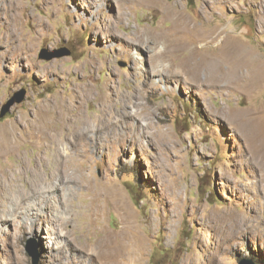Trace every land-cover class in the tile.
I'll return each instance as SVG.
<instances>
[{
  "label": "rangeland",
  "instance_id": "rangeland-1",
  "mask_svg": "<svg viewBox=\"0 0 264 264\" xmlns=\"http://www.w3.org/2000/svg\"><path fill=\"white\" fill-rule=\"evenodd\" d=\"M150 1L0 0V109L25 92L0 119V133L13 130L0 137V197L3 174H17L22 191L36 186L35 208L49 206L27 220V199L7 216L0 264H32L26 248L36 264H264V153L249 138L251 125L264 139V0ZM176 16L185 33L172 31ZM10 29L30 46L12 64ZM161 33L173 41L163 74L137 42ZM227 47L243 62L234 84L211 68L196 73L201 55ZM42 50L70 54L47 60ZM45 107L51 118L37 130L62 129L50 141L23 128ZM63 146L68 159L51 155Z\"/></svg>",
  "mask_w": 264,
  "mask_h": 264
},
{
  "label": "bare ground",
  "instance_id": "bare-ground-1",
  "mask_svg": "<svg viewBox=\"0 0 264 264\" xmlns=\"http://www.w3.org/2000/svg\"><path fill=\"white\" fill-rule=\"evenodd\" d=\"M140 2H143V0H139ZM149 1V0H148ZM152 1V3L154 4V0H151ZM151 1H150V3H151ZM154 1V2H153ZM90 2V1H89ZM137 2V1H136ZM158 2V1H157ZM124 4V3H123ZM158 4V3H157ZM91 5V4H90ZM116 5H117V7L119 8V10H122V7H123V5H122V3L120 2V1H117L116 2ZM147 5H148V3H147ZM150 5V4H149ZM212 5H215V3H212ZM158 6V5H157ZM163 6V5H162ZM165 10H167V9H165ZM122 12V11H121ZM119 13V12H118ZM166 13V12H165ZM120 15L119 16H123L124 14L122 13V15H121V13H119ZM168 14H170L171 16H174V13H172V12H170L169 11V13ZM166 15V14H165ZM169 15V16H170ZM168 17V16H167ZM169 18V17H168ZM172 20H173V27H172V31H173V29H175V30H179V31H181V30H183L184 29V27H183V25H185V24H183V21H182V18L180 17V16H176V18H171ZM12 26V25H11ZM187 27H185V29H186ZM194 28V27H193ZM216 28V27H215ZM12 29V28H11ZM10 29V30H11ZM185 29H184V33H185ZM218 29H220V28H218ZM12 31V30H11ZM191 31V30H190ZM194 31V30H193ZM182 32V31H181ZM189 32V31H188ZM187 32V33H188ZM169 33H172V32H170L169 31ZM169 33H168V36H169ZM207 33V32H206ZM16 33H14L13 31L11 32V33H9V32H7V34L5 35V38L4 39H6V43H12V44H14L15 42H12L11 41V39L14 37V39H15V41H16V45L15 46H13V52L10 54V59H9V61L11 62L10 64H12V63H14L15 62V60H17L16 58L17 57H19L20 55H22L23 54V49L26 47V48H29L30 49V46H25V47H23L22 46V44H21V42H20V40L19 39H17V37H16V35H15ZM180 34V33H179ZM204 34V33H203ZM221 34V32H214V30L212 31V32H208V36L209 35H212L211 37H210V39H209V44L208 45H210L211 43H215L217 40H218V38H219V35ZM9 35H11V36H9ZM177 35V34H176ZM199 35V34H198ZM196 36V35H195ZM175 37V36H174ZM198 37V36H197ZM167 38V36H166V34H164V33H161L160 35H157V37H152V42H143V41H139V39H138V41L137 42H139V44H141V45H143V46H148V50H150V55H151V57H150V60H151V64H152V69H151V71H152V73H162L163 74V72H165V70H166V68L163 66V65H160V64H162L163 63V61H169L170 59H171V55H172V53L171 52H169L168 51V49L169 48H171L172 46H171V44L173 43V41H171V40H167L166 39ZM171 38H173V37H171ZM13 39V40H14ZM170 39V38H169ZM195 39V38H194ZM203 39V38H202ZM3 40V39H2ZM159 40H161L163 43L161 44V45H163V47H161L159 50H157L156 51V42H158ZM226 40V39H225ZM227 40H228V38H227ZM10 41V42H9ZM204 41V40H203ZM224 40H222V42H223ZM34 43V42H33ZM130 43V42H129ZM160 43V42H159ZM12 44H9V45H12ZM222 44V43H221ZM224 44V43H223ZM150 45H152V47H150L149 48V46ZM226 45V44H225ZM207 47V46H206ZM226 47V46H225ZM230 47H231V45H230ZM239 47V46H238ZM9 48V47H8ZM9 51L11 52V50L9 49ZM240 51H238V49L237 48H225V49H222V50H219V53H218V57H217V55H216V58H212V57H210V58H208L207 56H204V55H201V57H200V59L198 58V60L196 61V62H194V64H193V67L195 68V70H196V73L197 72H199V71H201L203 68H208V69H213V75H222L223 77H225L228 81H229V84H234L236 81H237V79L239 78L238 76H239V71L242 69V66H243V62H242V60L239 58V55H238V53H239ZM25 53V52H24ZM27 53H29V52H27ZM173 53H174V51H173ZM8 54V53H7ZM6 56V55H5ZM193 56V55H192ZM1 57H3V56H1ZM26 60L29 62L30 61V55L29 54H27L26 55ZM139 57H138V55L137 54H134V56H133V62H134V65L136 66V65H139ZM189 60L190 59H188L187 60V63L189 62ZM195 60V58H192L191 57V62H189V63H191V65H192V62ZM218 60V61H217ZM156 63H158L159 65H157ZM222 63H226L227 65H228V69L226 70V71H224L225 73H223L222 72V69H221V65H222ZM214 67H215V69H214ZM191 67L189 66V69H190ZM149 73V72H148ZM153 77V76H152ZM250 77V76H249ZM248 80H249V78H248ZM223 81V80H222ZM246 82V81H245ZM254 82V81H253ZM249 83V82H248ZM148 84H150V82L148 83ZM152 85V82H151V84H150V86ZM153 86V85H152ZM226 87V86H225ZM85 93L86 94H89L90 92H91V90L90 89H88V88H86L85 90ZM56 106H57V104H56ZM69 107V106H68ZM46 108V107H45ZM56 108V107H55ZM57 109V108H56ZM61 108H59V110H60ZM46 111H45V113H42V114H39V113H37V116L36 117H34L33 118V121H29L30 122V124L31 125H33V127L34 128H29V127H26L25 125H23V128H25V129H27V130H29L28 131V135L30 136L33 132H37V134L38 135H40L43 139H45V140H51V139H55V138H58L59 136H60V134H61V128L60 129H57V130H53V129H51V126L49 125V124H45V126L44 127H42V129L41 130H37V128L38 127H36V124H38V123H43L44 124V122L46 123L47 122V120H45L46 119V117L45 116H47L48 117V119H50L51 117H50V115H47V114H49L50 113V111H51V109L49 110L48 108H46L45 109ZM45 115V116H44ZM81 118V117H80ZM79 118V119H80ZM78 119V118H77ZM79 119L77 120L78 122H79ZM76 120V119H75ZM244 120V119H243ZM21 121H24V119L23 118H21ZM21 121L20 120H18L16 123H21ZM76 121V122H77ZM254 122V121H253ZM244 123H246V122H244ZM245 125V124H244ZM243 125V127H245ZM247 125V124H246ZM249 125V124H248ZM78 128H80V127H78ZM78 128H76V129H78ZM249 128H250V143H251V145H255V146H258L259 148H261L262 149V153H264V139L262 138L263 137V134H262V130H261V128L260 129H258V128H252L251 127V125H249ZM73 131V130H72ZM84 131L85 130H82V129H80L79 131H78V133H77V135L75 136L76 138H83L84 136H85V133H84ZM24 132V131H23ZM11 133H13V130H9L8 132H2V133H0L1 135H0V137H1V139H2V142H9V140H11ZM76 134V133H75ZM14 135H15V133H14ZM20 135H22V134H20ZM68 135V134H67ZM73 135V134H72ZM69 137V136H68ZM73 137V136H72ZM69 138H71V136L69 137ZM13 139V138H12ZM4 140V141H3ZM76 140V139H75ZM66 141V140H65ZM79 141V140H78ZM252 141V142H251ZM12 142V141H11ZM76 143V142H75ZM65 145H67V144H65ZM75 147V146H74ZM16 148V147H15ZM67 147H65V149H64V146H63V148L62 149H57V150H55L51 155L53 156V157H55V156H61L62 158H63V160L66 158V156H67ZM69 153V152H68ZM57 157V158H58ZM68 157L69 156H67V159H68ZM20 170V169H19ZM22 170V169H21ZM25 170V169H24ZM12 172L14 171V169H12L11 170ZM15 172V171H14ZM54 171H51L50 173L52 174ZM1 173H4V171H0V174ZM9 173V172H8ZM16 173V172H15ZM6 174V173H5ZM5 174H3L6 178H7V180H6V182H4L3 184L4 185H6V188L5 189H3L2 188V193H1V197H0V213H3V215H1L0 214V232H1V226L5 223V222H7L8 221V219L9 218H7V216H11L10 218H12V215H14V214H17L18 212H20L21 210H22V204H23V202H25L28 198H29V194H31L29 191H31V189H33L32 188V186H30L31 188L29 189L28 188V191L27 192H24V191H22L21 189H20V184H21V179H20V177L19 176H21V175H17L16 174V176H12V175H5ZM33 174H35V173H33ZM2 175V176H3ZM33 176V175H32ZM31 176V177H32ZM39 176V175H38ZM4 177V178H5ZM35 177V176H34ZM3 178V179H4ZM2 179V180H3ZM33 179V178H32ZM31 179V180H32ZM36 179V178H35ZM5 181V180H4ZM34 182V181H33ZM45 182V181H44ZM53 182V181H52ZM7 183V184H6ZM38 183V182H37ZM37 183H36V185H37ZM33 184V183H32ZM31 184V185H32ZM41 184V183H40ZM40 184H38V185H40ZM48 184H49V182H48ZM51 184H53V183H51ZM55 184H53V186H54ZM27 187V186H26ZM34 187V186H33ZM36 187V186H35ZM35 187H34V189H35ZM52 187V186H51ZM50 188V187H49ZM23 189V188H22ZM33 189V190H34ZM38 189V188H37ZM52 189V188H51ZM34 192V191H33ZM16 194H18L19 196L16 198L15 197V195ZM49 195V194H48ZM52 195V194H51ZM42 196V195H41ZM39 194H38V192L36 193V201H38L39 202V200H38V198L40 199V197H41ZM31 198V197H30ZM51 198V197H50ZM52 199V198H51ZM54 199V198H53ZM7 200H10V201H12V204H10V205H12V207H7V206H5V202H7ZM30 199H28L27 201H29ZM44 200L45 201H47V199H43V200H41L40 202L41 203H43L44 202ZM35 201V202H36ZM46 203V202H45ZM43 204V206L40 208H35L36 207V204L33 202V201H29L28 202V205H27V207H28V209H26V210H23V211H21V215L22 214H24L25 216H26V219L28 220L29 219V217H31L30 215H35V216H43V215H45L46 214V212L47 211H45L46 210V208H49V206L47 207V205L46 204ZM25 204V203H24ZM39 204V203H38ZM24 207V206H23ZM57 207V206H56ZM51 208V207H50ZM20 210V211H19ZM18 211V212H17ZM32 211V213L30 214V212ZM59 211V210H58ZM55 213H56V211H54ZM58 213H60V212H58ZM57 215V214H56ZM63 215H64V213H63ZM34 216V217H35ZM60 216H62V215H60ZM15 217V216H14ZM17 217V216H16ZM62 219V221H66V217H64V216H62L61 217ZM15 218H12V220H14ZM236 219V218H235ZM241 221V220H240ZM242 221L243 222H245L243 219H242ZM242 222V223H243ZM28 223V222H27ZM234 223H237L236 221L234 222ZM241 223V222H240ZM35 224V223H34ZM239 224V223H238ZM237 224V225H238ZM239 225H241V224H239ZM243 225V224H242ZM29 228H32V226H33V224H32V222H30V223H28V225H27ZM234 226V225H233ZM25 227V226H24ZM236 231H239L238 233H240L241 231L240 230H238L237 228H235V227H233ZM241 228V227H240ZM234 230V231H235ZM229 231V230H228ZM233 231V232H234ZM233 234V233H232ZM125 235V234H124ZM108 236V235H107ZM230 236H233V235H231V232H230ZM105 238H106V236H105ZM230 238V237H229ZM107 239V238H106ZM123 239V238H122ZM103 240V239H102ZM102 240H100V245H101V241ZM111 240V239H110ZM56 241V240H55ZM109 241V240H108ZM124 241V240H123ZM104 242H106V241H104ZM103 243V242H102ZM112 243V242H111ZM141 243V242H140ZM129 244V243H128ZM128 244H126V247H127V245ZM62 245V244H61ZM106 245V244H105ZM111 246V245H110ZM129 246V245H128ZM101 247V246H100ZM122 247V246H121ZM120 247V248H121ZM104 248V247H103ZM124 249V248H123ZM59 250H61V249H59ZM99 251H100V249H99ZM123 251V250H122ZM121 251V252H122ZM119 252V251H118ZM107 253V252H106ZM116 253V252H115ZM114 253V254H115ZM102 254V253H101ZM118 254V253H117ZM102 255H104V254H102ZM107 255V254H106ZM109 255V254H108ZM119 255V254H118ZM92 256V255H91ZM90 257V256H89ZM109 257V256H108ZM113 260V259H112Z\"/></svg>",
  "mask_w": 264,
  "mask_h": 264
},
{
  "label": "water",
  "instance_id": "water-1",
  "mask_svg": "<svg viewBox=\"0 0 264 264\" xmlns=\"http://www.w3.org/2000/svg\"><path fill=\"white\" fill-rule=\"evenodd\" d=\"M46 54L47 53H45V51L42 50L40 53V58L50 60L55 57L68 56L70 54V51L68 50L57 51L48 56ZM24 95H25L24 91L14 93L13 96L1 107L0 119L3 118L7 112H9V110L11 109L13 105L21 103L23 101ZM26 251L31 257H33L32 264H36L37 259H35L34 254L29 250V248H26ZM239 264H254V263L251 260L244 259Z\"/></svg>",
  "mask_w": 264,
  "mask_h": 264
},
{
  "label": "trees",
  "instance_id": "trees-1",
  "mask_svg": "<svg viewBox=\"0 0 264 264\" xmlns=\"http://www.w3.org/2000/svg\"><path fill=\"white\" fill-rule=\"evenodd\" d=\"M126 190H127V193L129 194V196H130V198L131 199H133V200H135L136 198H135V193L132 191V189L130 188V186H128V187H126ZM137 200V199H136ZM135 200V201H136Z\"/></svg>",
  "mask_w": 264,
  "mask_h": 264
}]
</instances>
